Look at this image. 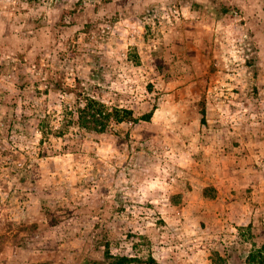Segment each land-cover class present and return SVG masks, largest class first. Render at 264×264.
<instances>
[{
    "label": "rangeland",
    "instance_id": "obj_1",
    "mask_svg": "<svg viewBox=\"0 0 264 264\" xmlns=\"http://www.w3.org/2000/svg\"><path fill=\"white\" fill-rule=\"evenodd\" d=\"M85 98L152 113L88 131ZM261 244L264 0H0V264Z\"/></svg>",
    "mask_w": 264,
    "mask_h": 264
},
{
    "label": "trees",
    "instance_id": "obj_2",
    "mask_svg": "<svg viewBox=\"0 0 264 264\" xmlns=\"http://www.w3.org/2000/svg\"><path fill=\"white\" fill-rule=\"evenodd\" d=\"M151 113L152 109L139 117H132L131 109L107 108L100 101L92 98H85L84 104L80 106L77 111V124L88 131L103 132L112 119L117 122L123 120L135 121L138 119L148 121ZM33 169L29 170L27 168L21 172L18 177L20 184L29 185L31 187L38 185L37 180L39 179V173L34 172L36 167H33ZM106 254V259L111 260L108 264H128L136 261L135 257L116 256L110 255L109 253ZM240 264H264V244L250 249L241 259Z\"/></svg>",
    "mask_w": 264,
    "mask_h": 264
}]
</instances>
